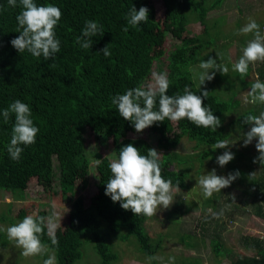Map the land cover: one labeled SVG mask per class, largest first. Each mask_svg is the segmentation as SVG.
I'll use <instances>...</instances> for the list:
<instances>
[{
  "label": "trees",
  "instance_id": "1",
  "mask_svg": "<svg viewBox=\"0 0 264 264\" xmlns=\"http://www.w3.org/2000/svg\"><path fill=\"white\" fill-rule=\"evenodd\" d=\"M223 2L224 0H34L38 6L52 4L62 11V17L55 27L56 38L60 40V52L55 55L54 60H44L42 56H32L27 50L20 54L11 45L10 41L20 35L17 32L16 16L22 8L19 0L16 7L8 5L7 0H0V112L19 99L29 105L31 119L39 128L35 143L21 145L24 150L19 161H14L9 156L7 145L11 140L15 117L10 114L5 123L0 115V190L23 199L33 178L42 181L46 190H51L55 172L62 198H73L78 188L86 186L90 174H93L98 188L95 199L88 204H85L83 196L76 197L67 220L53 232L46 222L47 212L39 210L35 215L44 218L41 240L53 252L56 264H77L86 254L87 243L92 244L94 254L96 252L100 257L98 264H116L122 256L118 246L132 237L136 243H130H134L140 253L147 257H157L163 238L154 237L147 231L145 222L148 216H135L131 210L122 209L119 202H113L105 195L106 182L111 177L108 167L111 160L106 155L94 157V160L88 159L85 133L89 129L97 142H103L114 150L117 159L120 148L128 143L136 146L141 155H147L148 149L154 148L149 136V133L152 134L157 138L155 145L158 150L171 153L163 159L159 156L162 176L171 180L172 186L188 188L187 178L193 165L203 166L206 159L208 162L216 161L215 150L219 149L213 150L211 146L217 140L229 138L230 133L225 125L229 116L225 113L229 114L233 109L232 115L240 105V100L232 104L230 100L212 93L203 99L205 107H209L221 120L216 132L198 128L187 119H182L177 124L169 120L154 123L147 128L148 135H138L140 133L135 131L130 121L119 115L111 101L114 95L124 94L128 89L152 84V74L156 69L161 72L156 73L167 76L169 89L166 94L183 95L185 86H188L193 93L202 95L203 89L197 86L191 74L192 65L209 58L216 59L217 63L225 66L231 64L228 49L225 50L227 44L218 46V41L223 36L221 26H217V23L211 25L208 19L209 12ZM133 6L137 10L141 6L149 9L147 22L136 27L127 24L126 15ZM87 20H94L102 25L104 33L92 38L90 49H83L76 38L81 35ZM194 22L204 25L202 32L193 33L190 30L189 27ZM125 27H128L127 32L123 30ZM160 32L164 37L170 35L180 41V45L174 47L164 61L160 56L153 55L162 41H158ZM106 45L111 53L108 57L99 52ZM216 51L223 54V59L218 58ZM259 65L260 72L264 69V62ZM260 78L264 79L263 70ZM158 107L157 97L154 110H158ZM258 112L250 106L248 110L238 114L234 122L239 129L246 130L250 125L243 123V117L249 114L258 116ZM185 138L193 143L195 151L181 155L178 149ZM232 152L235 158L231 164L242 161L245 156L237 149ZM182 160H185L183 165ZM245 165L249 169L240 170L241 175L238 177L239 181L245 183L243 193L250 198V201L246 199L245 204L251 207L256 216L264 218V167L259 164L257 171L253 166ZM239 169L241 168L233 166V172ZM251 169L256 171L253 181L248 179ZM218 199L216 195L207 198L204 201L206 210L207 205L214 208L217 204L219 207ZM230 200L232 201L231 198L228 199ZM233 204L237 208L244 207L239 201ZM175 205V209L183 215L190 210L183 198L176 200ZM6 211L0 214V222L16 221ZM25 216L26 211L22 210L20 218ZM211 218L212 213H208L201 223V230H207L205 224ZM178 228L185 236L182 240H186V245L196 247L198 243L194 240V231L192 234L179 225ZM50 232L57 238V245L51 244ZM9 242L11 241L6 232H0V248L7 247ZM211 246L216 255L230 253L219 240H211ZM246 248L255 253L238 254L233 264H264V238L253 237L251 243L247 242ZM152 263L157 264L158 260H153ZM180 264L197 263L183 257Z\"/></svg>",
  "mask_w": 264,
  "mask_h": 264
},
{
  "label": "clouds",
  "instance_id": "2",
  "mask_svg": "<svg viewBox=\"0 0 264 264\" xmlns=\"http://www.w3.org/2000/svg\"><path fill=\"white\" fill-rule=\"evenodd\" d=\"M8 5L17 6V0H7ZM223 4V3H222ZM221 5L213 10L220 8ZM21 12L16 16L18 22L17 32L19 36L13 38L10 43L18 53L27 50L34 57L50 58L54 60L55 55L60 52V40L56 38L55 27L62 17V11L58 6L47 4L38 6L34 0H19ZM212 10V11H213ZM211 12V11H210ZM209 12V13H210ZM149 9L141 6L139 10L133 6L126 15L127 24L136 27L149 19ZM209 19V14H208ZM210 20V19H209ZM202 24V23H201ZM128 31V27L123 29ZM103 26L94 20L85 21L81 35L76 42L83 49H90L93 44V37L102 36ZM236 35L252 34L253 39L249 40L242 49L239 60L233 64L232 69L240 74L243 79L247 76L250 63L257 61L264 62V34L259 24L252 18L240 28ZM105 57L111 55L108 45L100 49ZM219 59L223 54L217 52ZM199 67L203 69L200 75V85L205 81H211L219 71L227 75V66L217 63L216 59L209 58L201 60ZM215 70V71H210ZM154 82L147 87H135L128 89L124 94H117L112 97V104L119 115L126 121H130L137 133L142 132L154 123L165 120L178 122L187 119L198 128L211 129L216 132L221 125V120L214 115L209 107H205L203 99L208 97L209 92L204 89L202 95L193 93L188 86L184 88L183 95H168L169 81L166 74L154 73ZM200 87V86H199ZM158 110H154L157 105ZM245 103L264 104V82L257 77L251 84L250 91L244 97ZM141 103L143 106H141ZM10 114H14L15 122L12 127L10 143L7 145L9 156L14 161H19L23 148L35 143L39 132L31 119V109L28 104L17 99L2 112L5 123L8 122ZM225 115H228L225 113ZM243 123L251 127L244 133L242 146L246 147L253 142L258 155L253 158V163H259L264 167V112L259 116L247 115L243 117ZM227 140H217L211 148L225 149L216 157V163L224 167L235 158V154L229 148ZM211 159V157L209 158ZM111 177L106 182L105 195L113 202H119L124 210H131L135 215L154 216L160 209H168L173 203V192L171 180H166L161 174L159 163V152L155 148H149L147 155H141L139 149L132 143L123 145L119 150L118 159L112 160L108 165ZM239 170L229 173L227 176L217 175L212 169L208 174L197 179L201 193L205 199L212 197L213 193L220 192L231 185L240 176ZM255 171L248 174V179L253 181ZM254 190V189H253ZM223 213H212L218 217ZM44 218L27 215L21 221L7 228L0 227V232H6L9 241L14 242L17 248L22 249L21 254L25 257L44 255L48 247L42 243L41 233ZM52 245H57L58 240L54 234L49 233ZM163 258L150 256L149 264L153 260L162 261ZM44 264H53L52 259H47ZM169 264H175V257H169Z\"/></svg>",
  "mask_w": 264,
  "mask_h": 264
},
{
  "label": "rangeland",
  "instance_id": "3",
  "mask_svg": "<svg viewBox=\"0 0 264 264\" xmlns=\"http://www.w3.org/2000/svg\"><path fill=\"white\" fill-rule=\"evenodd\" d=\"M249 18L254 19L259 26L261 25L260 30L264 34V0H224L220 8L209 13V21L211 25L217 23V26H221L222 28L221 33L223 36L218 41V46L227 44L225 50L228 49L231 63L227 66L229 71L227 75H222L219 71H216L213 80L205 81V84L200 85L199 77L203 69L199 67V63L191 67V74L197 86H200L199 88L203 90L206 89L209 93L217 94L221 98L230 100L232 104H236V101L239 102L240 100V105L235 108L234 113L231 115L233 112L232 109L231 113L228 114L229 117L225 125L230 133L227 139V141L232 144L229 145L230 150H240L245 156L242 161H236V163L231 164L233 161L231 160L224 167H220L216 161L212 162L211 160V162H208V159H206V164L203 166L200 164L193 165L187 178L189 187L181 189L172 186V205L168 209L158 210L154 216L146 217L145 227H147V231L150 235L163 238L160 249L156 254L157 257L163 259L162 261L158 260L157 264H169V257H175V264H180L183 257H188L189 261H195L197 264H233V260L238 254L253 255L255 253L254 250L246 248L247 242L248 244L251 243L253 237L264 238V218L256 216L251 211V207L245 204L246 199L250 201V198L243 193L245 183L239 181V178L233 181L230 186L221 189L220 192L213 193V195L219 198L217 200L219 201V207L217 204H215L214 208L211 205H207L208 210H206V205L204 204L206 199L203 197L201 188L197 184V179L202 175L208 174L212 169L216 170L217 175L227 176L229 173L233 172V166L235 165L241 168L239 172H241L240 170L242 169L248 170L249 168L245 165L246 163L259 171V163H253V158L258 155L255 149L256 141L253 140V142L246 147L242 146L244 133L247 132L251 126L246 130H241L234 122L238 114L248 110L250 106L259 111L258 116L261 112H264V104L245 103L244 101V97L247 92L250 91L251 84L256 81L257 77L261 82H264V79L260 78V73H262L264 69L261 68L262 70L260 72L258 71L261 61L250 63L247 76L243 79L240 78L238 72L232 69L233 64L241 57L242 49L249 40L253 39L252 34H235L249 22ZM189 28L193 33H200L203 31L204 25L200 22H194ZM160 40L162 41L153 55L160 56L161 59H163L162 61H164L169 52L173 50L174 47L180 45V41L170 35L164 37L162 32L159 33L158 41ZM210 51L213 53V49ZM156 72H159L158 69L153 71V74ZM152 79L154 80V76ZM174 124H177V122H174ZM147 131L146 128L138 135H148ZM85 136L87 138L88 149L86 154L88 159L94 160V157H100L101 155L108 156L111 161L117 159L114 150L106 146L103 142H97L89 129H87ZM135 136H137V133ZM149 136L152 138L154 148L159 152V156L161 155V159L171 155L170 152L165 151L162 153L159 151L155 145L157 138L150 133ZM192 145L193 143H190L185 138L178 151L181 155L182 153L194 152L195 149L194 147L192 148ZM224 151L225 149H219V151L215 150V156L217 157ZM175 159L179 160V158ZM184 162L185 160H182L181 164L183 165ZM55 175L51 190H46L42 186V181L33 178L29 182L23 199H19L11 193L0 190V214L7 210L6 212H9L10 218H16L14 222L10 220L9 223L0 222V227L7 228L21 221L20 213L22 210H25L27 215L33 216L40 210L47 212L46 222L53 232L58 225L67 220L70 210L79 196H83L85 204L95 199L98 188L93 174L89 175L90 179L84 188H78L73 198H71V196L62 198L57 172H55ZM179 198L186 200V205L190 207L186 215H183L175 209V202ZM230 198L232 201H228ZM235 201L242 202L244 207H235L233 204ZM9 207H11V209H9ZM221 212L223 213L222 215L218 217L213 216V218L205 224L207 230H201V223L205 221L208 213L219 214ZM171 220L178 221L179 223L177 224V222ZM178 225L182 229L190 230L187 231V233L190 232L193 234L194 231V240L198 243H196V247L186 245V240H182L185 236L182 230H179ZM246 238H248V240H246ZM215 239L219 240L223 244V247L230 251L228 255H216L212 251L211 240ZM131 241L135 242L134 237H132L131 240L122 241L118 246V250L120 248L122 256L116 264H149L148 257L140 253L136 245L130 243ZM94 251L92 244L87 243L86 254L77 264H98L100 257L96 252L94 254ZM21 252L22 249L17 248L14 242H9L7 247L0 248V264H44V261L47 259H52L53 264H56L54 254L49 249L44 255L29 257L23 256ZM17 260H19V263H16ZM151 264L153 263L151 262Z\"/></svg>",
  "mask_w": 264,
  "mask_h": 264
}]
</instances>
